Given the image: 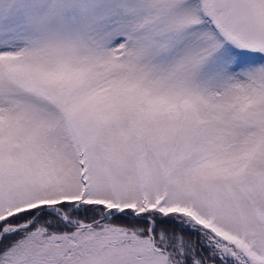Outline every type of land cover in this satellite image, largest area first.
I'll return each instance as SVG.
<instances>
[{"label":"snow or ice","instance_id":"obj_1","mask_svg":"<svg viewBox=\"0 0 264 264\" xmlns=\"http://www.w3.org/2000/svg\"><path fill=\"white\" fill-rule=\"evenodd\" d=\"M0 264H264V0H0Z\"/></svg>","mask_w":264,"mask_h":264}]
</instances>
